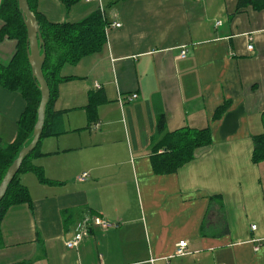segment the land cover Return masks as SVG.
Listing matches in <instances>:
<instances>
[{
	"label": "crops",
	"instance_id": "crops-1",
	"mask_svg": "<svg viewBox=\"0 0 264 264\" xmlns=\"http://www.w3.org/2000/svg\"><path fill=\"white\" fill-rule=\"evenodd\" d=\"M114 1L81 0L69 10L61 0L38 2L50 21L101 9L110 24L100 51L61 69L73 76L59 83L54 103L63 130L43 137L33 159L48 181L20 174L32 205H12L2 219L0 264H264V161L252 159V135L264 131V8ZM16 47L3 38L1 64ZM97 90L103 101L90 118ZM25 106L20 92L0 85L2 144L16 137ZM186 126L209 128L212 142L162 172L154 163L166 150L161 138ZM180 240H188L185 255L175 252Z\"/></svg>",
	"mask_w": 264,
	"mask_h": 264
},
{
	"label": "trees",
	"instance_id": "trees-1",
	"mask_svg": "<svg viewBox=\"0 0 264 264\" xmlns=\"http://www.w3.org/2000/svg\"><path fill=\"white\" fill-rule=\"evenodd\" d=\"M66 10L81 0H61ZM115 0L114 2H117ZM31 11L37 17L40 31L44 39L46 59L43 64V73L50 87V98L46 106L45 123L41 139L46 136L62 133V112L54 109L58 96V85L61 81L73 76H64L62 67L74 64L83 56L100 51L107 41L106 27L110 24L101 9L76 22H54L46 18L38 10L39 0H28ZM252 6L259 10L264 8V0H238L237 9ZM0 19L3 25L0 29V42L4 37L17 40L16 51L7 64L0 63V85L11 91H18L26 101V106L18 120V130L12 142L2 144L0 141V183L8 168L17 158L20 150L33 138V131L38 117V108L41 100V90L32 75V69L27 54V27L19 8L18 0H2L0 4ZM103 101L100 90L90 92L89 104L90 118L97 114V107ZM226 105L217 109L216 117L225 110ZM264 127V111L261 115ZM254 149L252 159L255 163L264 161V131L252 135ZM38 141L35 148L24 158L19 171L9 183L7 191L0 200V225L8 209L15 204L28 203L32 205V198L28 187L20 181V174L32 171L42 181H48L41 166L36 165L33 159L42 155ZM166 149L156 154L155 166L162 172L176 170L181 165L192 160L195 150L212 142L210 129H196L189 126L167 132L160 140ZM159 146V145H158ZM156 146V148H158ZM157 153V152H156ZM2 234L0 228V246ZM20 264V263H17Z\"/></svg>",
	"mask_w": 264,
	"mask_h": 264
},
{
	"label": "water",
	"instance_id": "water-1",
	"mask_svg": "<svg viewBox=\"0 0 264 264\" xmlns=\"http://www.w3.org/2000/svg\"><path fill=\"white\" fill-rule=\"evenodd\" d=\"M19 8L22 11L25 25L27 27V54L31 65L32 75L35 78L40 90L41 100L38 108L37 122L33 131L32 140L19 152L17 158L8 168L0 183V200L5 195L9 183L19 171L24 158L35 148L41 139L45 123L46 106L50 98V87L43 73V64L46 59L44 39L40 31V24L37 17L31 11L28 0H18Z\"/></svg>",
	"mask_w": 264,
	"mask_h": 264
},
{
	"label": "built area",
	"instance_id": "built-area-1",
	"mask_svg": "<svg viewBox=\"0 0 264 264\" xmlns=\"http://www.w3.org/2000/svg\"><path fill=\"white\" fill-rule=\"evenodd\" d=\"M111 25L114 26V27H120L121 26V22H118V21L114 20V21L111 22ZM248 47L252 48L253 45L249 44ZM186 53H187V50L184 47L181 50V56L182 57L186 56ZM97 87H100V84H97ZM137 96L138 95L135 94V93L132 94V98H136ZM81 176L82 177L87 176V172H83ZM93 220H94L95 223H100V224H103L104 226H106L107 224L109 225V223H107L106 221H102L99 218H94ZM252 227L255 228L256 224H253ZM84 233H85L84 230L76 231L74 237L67 242V246L70 247V248L76 246L78 244V242L82 239ZM175 252H176L177 255H185V254H187L189 252L188 251V240H180L178 242V244H177V248H176Z\"/></svg>",
	"mask_w": 264,
	"mask_h": 264
}]
</instances>
